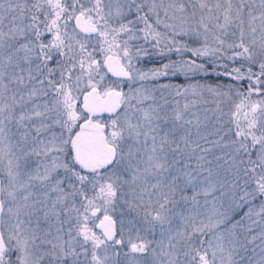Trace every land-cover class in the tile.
<instances>
[{
  "label": "snow or ice",
  "instance_id": "1",
  "mask_svg": "<svg viewBox=\"0 0 264 264\" xmlns=\"http://www.w3.org/2000/svg\"><path fill=\"white\" fill-rule=\"evenodd\" d=\"M0 264H264V0H0Z\"/></svg>",
  "mask_w": 264,
  "mask_h": 264
}]
</instances>
